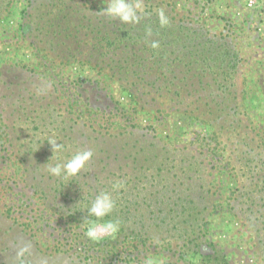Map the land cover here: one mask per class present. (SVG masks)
I'll return each mask as SVG.
<instances>
[{"label": "trees", "instance_id": "trees-1", "mask_svg": "<svg viewBox=\"0 0 264 264\" xmlns=\"http://www.w3.org/2000/svg\"><path fill=\"white\" fill-rule=\"evenodd\" d=\"M7 1L8 3L5 5L0 4V10L8 9L11 3L9 0ZM144 4L148 15L143 17L139 24L124 25L119 20H111L101 15L103 7L94 6V8L91 6L92 9L79 10L63 0H49V3L43 4L46 10H40L39 4L30 13L24 11L19 31L22 36L31 34L30 38L37 39L43 47L40 51L47 52L46 54L53 61L62 64L77 60L91 65L99 73L119 83L135 106L148 109L149 112H153L157 116L156 123H159V126L162 122L168 123L166 115L188 118L212 129L211 136L204 138L202 136L200 139V135H195L193 139L183 142L160 136L154 126L142 128L143 131L152 132L154 139H158V142H162L164 145L179 143L183 151H193L189 160L187 159L189 170L192 169L189 172L192 175L201 169V163L204 161H207L208 165L213 162L219 168L225 169L223 166L226 165L233 168L234 159L239 158L243 165L248 166L247 157L252 153V149H248V146L242 149L245 139L242 141L240 139L242 136L248 137L250 125L247 123L245 114L246 96L244 90L236 82L238 66L242 57L236 39L233 37L230 40L228 35H210L205 29V23L199 18H195L192 11L184 10L182 14H178L175 0L172 3L170 0H144ZM43 5L41 4L42 7ZM160 8L165 10L170 20L169 26L165 28L160 27L156 16V11ZM221 18L219 17L218 21L223 24ZM148 29L152 33L150 36H146ZM151 41H157L159 47L153 49ZM21 71L25 73H21ZM34 77L37 79L33 81ZM43 80L45 77L32 69L19 68L9 64L0 65V173L5 176V172L12 167L14 168L12 175H17L20 179V184L17 182L13 187H7L10 190L8 196L10 204H1L2 208L6 209L2 211L3 209L0 207V217L18 225L14 219H11V208L13 206L20 208L19 205L28 208L32 204L31 200L35 199V204L40 208L37 209L38 213L43 214L44 212V214H48L49 218L58 216L57 223L64 220V224L71 228L75 227L72 226L75 223L83 225L84 235L70 238L68 241L61 231L62 240L74 243V245L75 242L81 240L82 244H86L89 249L86 254L88 258L77 257L74 262L75 264H93L94 257L92 256L97 253L112 258L111 251L106 247L113 243L116 244L118 237L127 240L141 239L145 242L146 239L148 240L149 234L162 232L163 227L161 228V226L163 225L153 226L148 221H156L154 218H156V214H159L160 221L164 225H167L169 221V225L164 227L166 232L173 236L175 231L181 242L178 255L190 253L192 256L198 257V261L207 264H221L222 260L224 262L225 256L218 253L213 243L196 235V226L199 225L205 208H200V204L198 205L193 197L194 194L197 197L203 195L204 183L199 179H189L193 182L192 190L198 194L192 193L193 197L191 198L189 195V198L184 201L180 198L181 203L176 202L177 210L172 209L167 194L173 192V189H170L173 184H170V180L167 178L157 179L161 177L162 171L158 167L155 169L157 173L151 175V182L160 187V191L152 194L151 200L156 198L155 202L151 201L150 206L142 208L147 197H141L139 192L130 195L129 198L124 192L113 194L115 208L104 219L119 223L120 229L116 233L117 238L113 241L104 238L93 241L86 236L87 221L94 219L88 216L87 208L102 191L109 192L110 171L107 167L111 162L116 163L117 171L123 173L120 176L125 175V178L128 175L122 171L124 165H137L136 157L140 149L134 146L129 147L128 150L127 142L124 146L116 144L113 158L105 153L103 156H96L93 152L92 159L78 176L65 178L63 173L61 177L52 176L48 171L49 167H55L57 163L62 165L76 153L72 155L69 151L65 152L66 144L60 142L64 146L63 150L52 158L53 150L47 142L49 138L58 139L59 133L58 135L56 133L48 134L44 138L30 141L27 145L23 142L22 136L29 138L30 134H22L23 131H18L12 124L13 117L21 121L23 119L45 121L42 115L47 114L54 98L51 97L48 90L52 85L49 82H43ZM33 84L36 87L35 91L31 89ZM86 85L91 88H100L102 83L100 80L79 78L73 95L64 97L66 102L63 105V113L58 115L61 118L59 124L63 126L61 136L67 138L68 141L75 142L76 145H81V148L85 147V140L90 137V134L96 133L104 140L102 121H107L110 115L118 118L120 112L126 111L124 107L115 104L111 95L92 97L91 95L98 91L94 89L93 91L96 93H89ZM45 94L47 95L45 96ZM105 99L114 103L110 112L100 106V102H104ZM44 102L47 104L44 105ZM76 110L82 117L76 115ZM55 121L53 120V123ZM79 122L82 123V126H79ZM165 123L161 126H165ZM109 125H116L118 133L115 137L122 136L125 134L124 130H127L121 127L120 117L118 122L114 120ZM135 128L133 125L128 130ZM17 131L19 135H15ZM131 133L134 135L133 132ZM233 138L237 142L236 148H232ZM115 139L119 140V137ZM15 140H19V143H16ZM133 144H135V140ZM37 149L39 150L37 151ZM203 150H205L204 156L199 159L197 155L201 156ZM234 151L240 152L241 157L234 155ZM121 153H124L122 157L127 155L126 159L131 162L122 161ZM108 160H110L109 164ZM185 161L186 159H181L180 163L183 164ZM106 168L108 175L97 177ZM208 170L211 172V169L208 168ZM88 175L95 178H88ZM187 179L185 178L187 182L182 185L188 184ZM140 180L133 177L127 182L135 181L130 186L133 188L137 186L136 184H140ZM90 181H93V184H90ZM176 181L179 183L182 178L179 177ZM176 181H174L177 186L176 190H180V185ZM121 183L124 186L127 185L124 180ZM191 184H188L187 187L182 186L186 187L185 189L181 187L182 192L191 190L189 189ZM256 186V183L250 180L246 189L250 190ZM180 206L181 210L178 209ZM26 211L22 209V212ZM30 212L33 213L36 210L32 209ZM26 214L29 212L27 211ZM39 221L42 222L41 229H50L46 225L48 223H45L49 221L47 217L43 216L39 218ZM9 227L12 228V225ZM16 228L30 239L32 238L33 235L27 232L22 223ZM0 232L7 234V230L1 226ZM168 239L166 240L168 241ZM33 240L34 246L38 248V242ZM157 240L163 241V239ZM115 244L113 245L115 246ZM166 247L162 246V249L170 250L168 246ZM53 251L60 254L65 252L59 245H55ZM168 253L175 254L171 250ZM12 260L15 264H21L13 256Z\"/></svg>", "mask_w": 264, "mask_h": 264}, {"label": "rangeland", "instance_id": "rangeland-1", "mask_svg": "<svg viewBox=\"0 0 264 264\" xmlns=\"http://www.w3.org/2000/svg\"><path fill=\"white\" fill-rule=\"evenodd\" d=\"M6 1L0 0V4L5 5L8 3ZM63 1L74 5L79 10L92 9L91 6L104 8L108 2V0ZM172 1L170 0V3ZM9 2L11 4L8 9L0 10V65H16L19 68L25 67L29 70L32 69L37 74H42L45 77L43 82H49L52 85L48 90L51 97L54 98L47 114L42 115L45 121H32L30 119L21 121L17 118H12V124L18 131H23L22 134L24 135L30 134L29 138L22 136L23 142L28 145L30 141L44 138L48 134L56 133L58 135L59 133L60 136L56 141L57 144L60 142L66 144L65 152L69 151L73 155L79 150L87 149L94 152L96 156H103V153H105V155H110V158L114 156L116 144L124 146L127 142L128 150L129 147L137 146L140 149L136 157L138 164L124 165L122 170L128 176L124 178L125 175H123L121 177L120 175L123 173L117 171V164L114 162H111L110 166L107 167L108 171H110L108 191L112 195L124 192L129 198L131 197L130 195L139 192L141 197H147L146 202L142 204V208L150 206L152 204L151 201L155 202L156 199L151 200L152 194L160 191L159 185L151 182V175L157 173L155 169L158 167L162 171L160 173L161 177L157 179L167 178L170 180V184L174 186H170L173 192L168 193L167 196H169L168 202L171 208L177 210L176 202L179 201L181 203L180 198L184 201L189 198V195L192 198V193L198 194L192 190L193 182L189 181V179H199L204 183L203 195L197 197L194 194L193 198L196 199L198 205L200 204V208H205V211L202 214L199 225L197 224L196 226V235H200L201 238L213 243L218 253L225 256V260L224 262L222 260L221 264H264V0H175L178 14H182L184 10L192 11V15L195 18H199L205 23V29L210 35H228L230 40L233 37L236 39L242 55L236 82L244 90L246 96L245 114L247 123L250 125L248 137L242 136L240 139V141L245 139L242 149L247 146L248 149H252V153L247 157L248 166L246 164L243 165L239 158L234 159L233 168L226 165L223 166L225 169L219 168L213 162L208 165L207 161H204L201 163V169L198 172L195 171L196 174L194 175L189 172L192 169L189 170L187 162L190 154L194 153L193 151H183L179 143H167L164 145L162 142H158V139H154L152 132L143 131L142 128L144 126H154L160 136L183 142L193 139L195 135H200V139L202 136L203 138L211 136L212 129H208L188 118L166 115L168 123L162 122L159 126V123H156L157 116L153 112H149L148 109H142L138 105L135 106L119 83L99 73L91 65H86L77 60L69 63L63 62L62 64L53 61L46 54L47 52L40 51L43 47L38 43L37 39L30 38L31 34L30 36H22L19 31L24 11L30 13L39 4L40 10H46L43 4L49 3V0H9ZM219 17H222L223 24L218 21ZM21 73L25 72L21 71ZM20 78L22 79L23 77L21 76ZM79 78L83 80H100L102 83L100 88H91L86 85L89 93L98 91L91 96L103 97L111 95L115 100V104L126 109V111L119 113L118 118L110 115L107 121H102L104 140L96 133L90 134V137L85 140L84 148L61 136V128L63 126H60L59 121H61V118L58 117V115L63 113V105L66 102L64 97L73 95V90L76 89L75 86L78 84ZM35 79L37 78L34 77L33 81ZM31 89L35 91L36 87L34 84ZM94 89L96 91H93ZM57 97L59 98L58 100L55 99ZM47 100L49 101L48 98ZM46 104L44 102V105ZM100 104L108 112L114 106V103L108 101V99H105L102 103L100 102ZM75 112L76 115L82 117L78 110ZM119 117L122 120L121 127L127 130H124L125 134L118 136L119 140H116L115 138H118L115 137L118 133L116 125L111 126L109 123L114 120L118 122ZM53 120L56 121L53 123ZM163 123L166 125L161 126ZM133 125L136 128L128 130ZM79 126H82L81 122H79ZM18 131L15 135H19ZM134 140L136 145L133 144ZM15 142L19 143V140H15ZM231 143L232 148H236L237 142L235 138L232 139ZM204 151H202L201 156L197 155L199 159L204 156ZM122 155L124 153L120 154V159ZM234 155L241 157L242 154L234 151ZM126 157L127 155L122 157V161L131 162ZM181 159H186V161L181 164ZM107 168L104 171L100 170L103 172L99 173L97 177L101 178L108 175ZM208 168L211 169V172H209ZM111 170L116 172V174H113ZM13 171L14 168L11 167L9 171L5 172V176L0 173L1 209H3L2 203L10 204V198L8 197L10 190L7 187H13L14 183L17 182L20 184V179L17 175H12ZM87 177L95 178L92 175ZM133 177L141 179L140 184L130 188L135 181H127ZM179 177L182 178V181L178 183L176 179ZM185 178H188V184L192 183L189 187L191 190L182 192V189H185L188 185H182L187 182ZM123 180L127 185H122L118 191H113V184L123 182ZM250 180H253L257 185L250 189L251 191L246 189ZM174 181L180 185V190H176L177 186ZM90 184H93V181H90ZM182 186L186 187L183 188ZM235 189L237 190L235 191ZM31 203L28 208L22 205H19L20 208L13 206L10 212L11 219H14L18 225L22 223L27 232L34 236L31 235V239L20 232V229L16 228L18 225H14L12 221H6L0 217V226L7 230V234L0 232V264H15L12 256L23 262V264H75L74 261H76L77 257H87L86 254L89 249L86 244H82L81 240L75 242V245L62 240V232L68 238V241L70 238L84 235V231H82L84 230L83 225L75 223L72 224L75 227L71 228L64 224V220L59 221L60 223L58 222V224L56 220L58 216L49 218L48 214H44V212L40 214L37 212V209L40 208H38L39 205L35 204V199H32ZM202 203L203 206H201ZM153 208L155 209L154 206ZM22 209L27 210L29 214H26L27 211L22 212ZM32 209L36 210V212L31 213ZM178 209L181 210V206ZM43 216L49 219L45 223H48L46 225L50 229L40 228L42 227V222L39 221V218ZM159 217V214H156V218H154L156 221H148L153 226L163 225L161 226V228L163 227L162 232L149 234L150 239H146L145 242L141 239L127 240L126 238L118 237L116 244L113 243L115 246L112 244L106 247L107 250L111 251L112 258H107L102 253H97L92 256L94 257V262L92 263L145 264V261L151 258L154 264H207L198 261V257L192 256L190 253H184L183 255L180 253L178 255V250H180L178 248L181 242L175 231L173 236L166 232L164 227L169 225V221L167 225H164ZM204 223L206 225H203ZM26 224L28 226H25ZM10 225H12V228L9 227ZM116 238V234L104 237V239L112 241ZM167 238H169L168 241L166 240ZM33 239L38 242L40 250H38L37 246H34ZM157 239H163V241ZM55 245L62 247V251L65 252L63 254L55 253L53 251ZM162 246L163 248L168 246L175 254L168 253L170 250H164ZM25 249L24 255L22 257L19 256V253Z\"/></svg>", "mask_w": 264, "mask_h": 264}, {"label": "clouds", "instance_id": "clouds-1", "mask_svg": "<svg viewBox=\"0 0 264 264\" xmlns=\"http://www.w3.org/2000/svg\"><path fill=\"white\" fill-rule=\"evenodd\" d=\"M101 15L111 19L119 20L124 25H136L141 22V19L148 15L144 0H108L106 7H104ZM156 16L161 28L169 26L170 20L166 15L163 8L156 11ZM152 35L151 30L148 29L146 36ZM151 47L156 49L159 47L157 41H151ZM53 150V156L63 150L62 144H57V141L53 138H49L47 142ZM39 149H37L38 151ZM93 157V152L87 149L79 150L71 159L62 165L57 163L55 167H49L48 171L52 176L61 177L62 173L65 178L78 176L86 165L90 162ZM51 158V159H52ZM122 187L121 182L113 184L112 190L118 191ZM115 208V201L113 200L112 194L107 191H102L97 195L94 201L88 207V216L94 219L87 221L86 236L90 240H99L106 236L115 235L120 225L116 221L105 220L104 218L109 216ZM22 250L19 256L24 255ZM22 264V262H21ZM145 264H154L151 258L145 261Z\"/></svg>", "mask_w": 264, "mask_h": 264}]
</instances>
